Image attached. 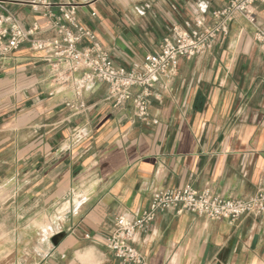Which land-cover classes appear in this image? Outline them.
Returning a JSON list of instances; mask_svg holds the SVG:
<instances>
[{
	"label": "crops",
	"instance_id": "0c3cea01",
	"mask_svg": "<svg viewBox=\"0 0 264 264\" xmlns=\"http://www.w3.org/2000/svg\"><path fill=\"white\" fill-rule=\"evenodd\" d=\"M30 1L0 0V16L47 31L51 20ZM69 1L110 61L130 69L157 52L173 26L197 17L209 25L229 0ZM251 9L264 27V4ZM254 36L237 18L209 53L180 59L176 77L154 87L147 122L134 117L132 99L116 106L102 83L83 94L85 111L66 108L71 89L52 85L29 45L0 57V170L8 171H0V211L24 219L33 235V250L23 254L9 239L0 264H129L106 239L118 216L148 209L154 191L191 186L224 199L253 197L264 186V47ZM45 220L49 235L37 227ZM4 229L10 237L20 224ZM132 246L146 264H201L206 249L205 264H264V221H210L170 209Z\"/></svg>",
	"mask_w": 264,
	"mask_h": 264
},
{
	"label": "built area",
	"instance_id": "2783aa9c",
	"mask_svg": "<svg viewBox=\"0 0 264 264\" xmlns=\"http://www.w3.org/2000/svg\"><path fill=\"white\" fill-rule=\"evenodd\" d=\"M257 4H264V0H229L211 13L209 25L205 24L204 17H197L193 25L187 24L184 29L173 26L171 37L163 40L157 52L125 69L114 65L96 36L79 23L76 5L69 0H31L32 10L43 12L51 20L49 29L43 31L36 25L24 29L13 15L0 16V57L7 58L22 45H29L32 51L42 55L41 59L49 67L52 85L71 89L73 100L65 103L66 108L74 113L85 111L83 94L102 83L108 86V99L116 106L132 99L134 117L147 122L154 87L169 84L176 77L180 59L209 53L218 38L228 35L229 25L237 18L253 27L256 43L264 47V27L251 9ZM45 32L53 37L41 38ZM82 137L80 132L72 134L74 143ZM170 209L210 221H236L248 216L264 221V186L245 200L224 199L191 186L154 191L148 209L138 215H121L115 219L106 239V249L123 263L146 264L144 255L132 243L140 231L150 229L157 213Z\"/></svg>",
	"mask_w": 264,
	"mask_h": 264
},
{
	"label": "rangeland",
	"instance_id": "374dc122",
	"mask_svg": "<svg viewBox=\"0 0 264 264\" xmlns=\"http://www.w3.org/2000/svg\"><path fill=\"white\" fill-rule=\"evenodd\" d=\"M1 173H3V175H7V169H2L0 170ZM2 180H7V177H1ZM5 184V183H4ZM6 190L7 188V184L5 185ZM3 203V200L0 201V207L1 204ZM14 220L18 221V224H20V229L16 232V233H11V236L9 237V233L7 230H5L4 228H8L9 224L12 223ZM50 222L48 220H45L44 223L39 224L37 227L38 229L41 230V234L42 235H49L50 231H46L49 226H50ZM42 231H45V233H42ZM39 233V232H38ZM15 239L18 245V250L20 252V254H23L25 251H32V247H30V245H28L27 243L30 241V239L33 238L32 233L26 228L25 226V221L24 219H21L19 216L17 217V219L14 218H10L9 215L7 214V212H4L3 210L0 211V257L6 253L8 251V248L4 247V244H8L9 243V239ZM27 245V247H26Z\"/></svg>",
	"mask_w": 264,
	"mask_h": 264
},
{
	"label": "water",
	"instance_id": "95a60500",
	"mask_svg": "<svg viewBox=\"0 0 264 264\" xmlns=\"http://www.w3.org/2000/svg\"><path fill=\"white\" fill-rule=\"evenodd\" d=\"M62 237V234H59V235H56L55 237H53L51 239V242L53 245H56L57 244V241ZM256 238L254 239V242H255ZM207 253H208V249H206L205 253H204V257L201 261V264H205V260H206V256H207Z\"/></svg>",
	"mask_w": 264,
	"mask_h": 264
},
{
	"label": "bare ground",
	"instance_id": "6f19581e",
	"mask_svg": "<svg viewBox=\"0 0 264 264\" xmlns=\"http://www.w3.org/2000/svg\"><path fill=\"white\" fill-rule=\"evenodd\" d=\"M78 202H76L75 204H77Z\"/></svg>",
	"mask_w": 264,
	"mask_h": 264
}]
</instances>
